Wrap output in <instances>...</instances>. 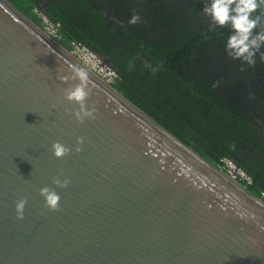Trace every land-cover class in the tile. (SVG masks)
I'll list each match as a JSON object with an SVG mask.
<instances>
[{"label":"water","instance_id":"obj_1","mask_svg":"<svg viewBox=\"0 0 264 264\" xmlns=\"http://www.w3.org/2000/svg\"><path fill=\"white\" fill-rule=\"evenodd\" d=\"M112 25L115 53L125 42ZM92 53L117 73L114 53ZM73 68L87 73L85 106L95 108L82 122L64 98L78 81L59 79ZM54 141L69 152L54 157ZM43 186L59 194L57 210L45 206ZM0 264H264V199L0 0Z\"/></svg>","mask_w":264,"mask_h":264},{"label":"trees","instance_id":"obj_2","mask_svg":"<svg viewBox=\"0 0 264 264\" xmlns=\"http://www.w3.org/2000/svg\"><path fill=\"white\" fill-rule=\"evenodd\" d=\"M8 1L40 26L41 17L35 8L53 24H59L58 41L69 51L74 43H79L107 57L118 46L115 38L118 30L106 22L94 0H51L44 10L40 0ZM147 2L148 22H160L166 36L155 35L150 26L140 28L137 35L123 27L122 36L127 47L115 52L111 59L117 70V77L111 84L211 164L218 166L222 158H230V152L241 156L245 146L251 145L258 136L256 125L250 123L242 109L243 102L241 107L230 91L216 89L213 82L192 71H198L202 61L213 62L216 66L218 59H212L215 55L221 59L229 57L224 51L229 26L215 27L206 16H198L204 0H172L171 4L166 0ZM157 7L163 17L170 18L168 21L159 19ZM253 15L264 18V9H257ZM209 45L214 46L213 51ZM130 49L144 56L151 67ZM256 60L260 72H264V47L257 52ZM234 62L233 68L237 69L241 61ZM251 66L255 77V63ZM261 92L264 95L263 88L259 95ZM259 95L249 98H259ZM253 102L258 104L256 100ZM259 109L264 110V106ZM260 143L262 147L257 149L264 155V137ZM245 163L244 168L253 179L246 187L260 196V192H264V162L247 156Z\"/></svg>","mask_w":264,"mask_h":264},{"label":"clouds","instance_id":"obj_3","mask_svg":"<svg viewBox=\"0 0 264 264\" xmlns=\"http://www.w3.org/2000/svg\"><path fill=\"white\" fill-rule=\"evenodd\" d=\"M257 9H264V0H204L202 12L207 16L211 25L215 27L229 26V35L224 42L225 53L233 60L241 61L252 65L257 52L264 47V22L260 15H253ZM140 21V16L133 13L128 23L136 24ZM70 77L61 76L59 79L65 81L73 79L77 83L64 89V98L67 101L74 102L78 109H74L72 115L77 121H83L85 117L91 118L95 113L94 106H85V101L89 96L87 87L88 75L83 69L73 68ZM77 147L75 151L79 152V145L83 143L82 137H77ZM52 155L56 158L63 157L69 152V148L54 141L51 144ZM68 178L61 180L53 179V184L59 187H65L68 184ZM43 197L45 206L50 210H57L59 206V194L43 186L39 189ZM25 199L21 198L14 204V211L18 219H23V210Z\"/></svg>","mask_w":264,"mask_h":264},{"label":"flooded vegetation","instance_id":"obj_4","mask_svg":"<svg viewBox=\"0 0 264 264\" xmlns=\"http://www.w3.org/2000/svg\"><path fill=\"white\" fill-rule=\"evenodd\" d=\"M50 1L51 0H40V5L43 8V10L45 8V5H47ZM94 1L99 6L100 11L104 15V19L106 20L107 23H109L108 21L110 20L112 24L114 23L122 27L121 35H123L124 32L123 27L125 28V30H130L133 34L137 35L140 28L150 26V28L154 29L153 32L155 35L161 37L163 36L164 38L165 34L163 31H161L163 28L160 26V22L157 24H151L147 20V14L145 12V9L148 4L147 0H94ZM166 3L171 4L172 0H166ZM155 10L156 13L159 15L160 20L168 21L170 19L168 16L163 17L162 13L160 12V8L157 7ZM133 13H137L140 16V21L136 24L128 23L129 18ZM198 16L199 17L205 16L202 12V9L198 11ZM109 24L113 27L111 23ZM118 33H117V37H118ZM117 37L115 36L116 41H117ZM154 40L157 42V38H155ZM161 41L163 42V39H161ZM209 46H210V50L213 51L214 46L212 45ZM117 47H115L114 50ZM125 47H127L126 43H125ZM118 51H122V50H118ZM212 59H218V64L216 66L215 64H213V62L202 61L199 64V67L201 68L198 71H195V69H193L192 71L198 73L202 79L207 78L209 79V81L213 82V85L216 87V89L219 90L222 89L220 91L223 90L230 91L231 97L234 98L235 100H238L239 105L241 107L243 102V107H242L243 111L247 116H249L250 123H254L256 125L258 129V136L255 138V140L251 145L245 146L246 148H244V153L241 156H238L232 152L229 153L230 158L232 159L233 162H235L237 167L243 170L252 179V176L244 168V165L246 164L245 160L247 159V156L260 158L262 160L264 158V155L261 153V151L257 149L262 147L260 140L264 137V110L261 111L259 109L260 107L262 108L264 106V100H263L264 95L262 92L259 95V92L262 90V88L264 89V72H260L258 61L256 60V56L254 57L255 68L257 71V75L255 77L253 76L251 65L241 62V65L237 69H234L233 65L235 63L234 62L235 60L231 59L230 57L221 59L218 58L217 55H215L212 57ZM153 70L157 72L155 68H153ZM238 84H240L241 87L238 88L237 86ZM232 90L237 91V93L234 94ZM256 94L259 95V98H255V99L249 98V97H254ZM257 99H259V101ZM253 100H256L258 104L256 105L253 102ZM247 106H249V109ZM260 133L262 134V136L259 139V141L255 144V141L259 137ZM252 145H254L256 152L260 153L262 157L254 152H249V148ZM221 146L223 147V145ZM225 150L228 151L227 148H225ZM233 156H237L238 158H243V161L238 162V160H235ZM243 185L248 186L245 183H243Z\"/></svg>","mask_w":264,"mask_h":264},{"label":"built area","instance_id":"obj_5","mask_svg":"<svg viewBox=\"0 0 264 264\" xmlns=\"http://www.w3.org/2000/svg\"><path fill=\"white\" fill-rule=\"evenodd\" d=\"M36 13L41 17L42 27L47 32L49 36H51L55 40H59L58 35V26L59 24H53L46 15L42 14V12L38 11L36 8L34 9ZM70 52L82 63L88 66L95 73L100 75L106 81L112 83L117 77V74L110 70L109 68L103 67L100 65L99 60L92 53L91 50L82 46L79 43H74ZM218 167L225 171L231 178L234 180L245 183L247 185L252 184V179L237 165L232 161L231 158L224 157L220 160ZM260 198L264 199V192H260Z\"/></svg>","mask_w":264,"mask_h":264}]
</instances>
